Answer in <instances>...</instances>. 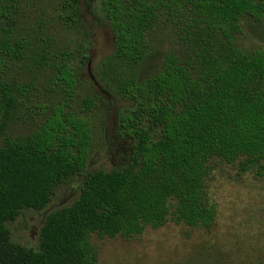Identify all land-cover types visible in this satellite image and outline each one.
<instances>
[{
  "label": "trees",
  "instance_id": "16d2710c",
  "mask_svg": "<svg viewBox=\"0 0 264 264\" xmlns=\"http://www.w3.org/2000/svg\"><path fill=\"white\" fill-rule=\"evenodd\" d=\"M99 6L116 44L96 76L108 105L112 96L129 103L117 131L129 148L122 167L87 173L93 125L64 104L33 133L7 134L19 99L3 71L10 59L32 53L35 37H15L22 0H0V264H95L94 234L132 238L171 218L209 229L218 214L207 186L216 160L264 176V49L245 51L237 36L243 16L264 20V0H100ZM53 9L64 29L83 27L81 0H53ZM167 22L189 52L151 64L148 38ZM38 47L49 62L54 49ZM55 54L53 67L73 93L79 80L73 59L63 50ZM75 176H84L80 196L46 217L39 248L12 242L7 222L23 209L45 208Z\"/></svg>",
  "mask_w": 264,
  "mask_h": 264
},
{
  "label": "rangeland",
  "instance_id": "374dc122",
  "mask_svg": "<svg viewBox=\"0 0 264 264\" xmlns=\"http://www.w3.org/2000/svg\"><path fill=\"white\" fill-rule=\"evenodd\" d=\"M99 4L100 0H81L83 27L66 30L55 19L53 0H22L15 37L34 36L33 51L10 59L3 71L5 79L15 84L19 99L7 134L25 137L33 133L55 107L64 104L67 112L82 115L93 125L87 173L122 167L128 161L129 148L128 141L117 132L119 117L130 112L129 103L112 96L108 105L101 98L102 85L95 83L97 68L116 44L111 26L99 18ZM237 36L245 51L264 49V20L243 16ZM38 37L44 42L37 45ZM148 39L155 51L151 64L168 54L182 57L189 52L179 29L169 22L157 26ZM46 44L54 49L49 62L38 54V46ZM62 50L72 57L79 76L73 93L67 91L53 67L55 53L59 55ZM2 140L0 137V143ZM83 183L84 176H75L56 188L45 208L23 209L16 219L8 221L11 241L38 249L46 217L74 202ZM207 186L218 210L211 228L193 227L171 218L162 227L147 226L132 238L94 234L92 240L99 250L95 264H264V176L254 169L242 171L239 162L216 160Z\"/></svg>",
  "mask_w": 264,
  "mask_h": 264
},
{
  "label": "water",
  "instance_id": "95a60500",
  "mask_svg": "<svg viewBox=\"0 0 264 264\" xmlns=\"http://www.w3.org/2000/svg\"><path fill=\"white\" fill-rule=\"evenodd\" d=\"M93 78H94V80H96L95 76H93ZM95 83H96L97 85H100V83H99L98 81H95ZM100 86H101V85H100Z\"/></svg>",
  "mask_w": 264,
  "mask_h": 264
}]
</instances>
